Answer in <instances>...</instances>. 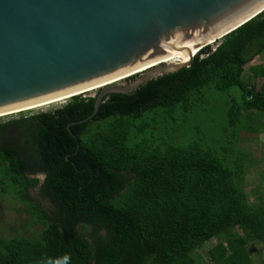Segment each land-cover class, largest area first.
<instances>
[{"label":"trees","instance_id":"obj_1","mask_svg":"<svg viewBox=\"0 0 264 264\" xmlns=\"http://www.w3.org/2000/svg\"><path fill=\"white\" fill-rule=\"evenodd\" d=\"M214 44L104 95L95 113L96 95L78 94L0 119V197L27 214L0 236V264H195L212 239L214 264L250 263L248 244L264 243V171L251 203L238 141L264 129V85L243 80L264 54V10Z\"/></svg>","mask_w":264,"mask_h":264},{"label":"water","instance_id":"obj_2","mask_svg":"<svg viewBox=\"0 0 264 264\" xmlns=\"http://www.w3.org/2000/svg\"><path fill=\"white\" fill-rule=\"evenodd\" d=\"M263 10L264 0H0V114L96 87L95 113L104 95L188 66ZM186 49L188 60L164 62Z\"/></svg>","mask_w":264,"mask_h":264},{"label":"rangeland","instance_id":"obj_3","mask_svg":"<svg viewBox=\"0 0 264 264\" xmlns=\"http://www.w3.org/2000/svg\"><path fill=\"white\" fill-rule=\"evenodd\" d=\"M215 42L209 44L214 47ZM264 69V54L262 56H255L251 61L244 65L243 80L255 84L257 87L264 85V77L261 75L260 69ZM133 76V75H131ZM118 80L115 84H126L133 79L130 77ZM99 88L82 93L83 96L96 95ZM237 90L232 89V93H236ZM213 96V97H211ZM68 98L56 101L50 104L42 106H34L27 108V110L16 111L14 113L5 114L0 116V119H6L8 116H14L19 112H36V111H48L63 105ZM206 107L213 109L215 104V95H209ZM255 114V111H252ZM260 120H263L259 117ZM239 152L247 154V170L245 177V191L247 193L248 201L254 202V195L256 190V184L260 181L261 172L264 171V129L255 132H241L238 141ZM264 189V181L262 183ZM32 197L37 198L36 192H32ZM23 206L11 199H5L0 197V236H10L14 232L10 231L9 227L14 226L16 230L21 231L23 223L27 219V214L22 210ZM34 226L28 229V232L32 231ZM216 243V239L205 242L201 247L193 251V255L196 259L195 264H214L209 256L208 249ZM247 249L250 252L251 261L249 264H264V243L263 242H251L248 244Z\"/></svg>","mask_w":264,"mask_h":264},{"label":"bare ground","instance_id":"obj_4","mask_svg":"<svg viewBox=\"0 0 264 264\" xmlns=\"http://www.w3.org/2000/svg\"><path fill=\"white\" fill-rule=\"evenodd\" d=\"M189 49V51L191 52V53H193V55L197 52V49H194V47H193V45L191 46V47H189L188 48ZM187 50V49H186ZM183 51L182 53H180L179 55H177V56H174V57H170V58H166V59H164V62H169V61H171V62H176V61H179V62H181V61H186V60H188V58H189V55H190V52L188 51ZM118 80H120L119 78L117 79V80H115V81H118ZM95 89H96V87H95ZM90 90H93V89H87V91H90ZM64 97H62V98H57V99H53V100H48V101H45V102H43V103H40V104H37V105H33V106H29V107H27V108H31V107H34V106H42V105H46V104H50V103H53V102H56V101H60V100H62ZM27 108H24V109H27ZM16 111H18V110H14V111H10V112H6V113H3V114H7V113H12V112H16ZM0 115H2V114H0Z\"/></svg>","mask_w":264,"mask_h":264},{"label":"clouds","instance_id":"obj_5","mask_svg":"<svg viewBox=\"0 0 264 264\" xmlns=\"http://www.w3.org/2000/svg\"><path fill=\"white\" fill-rule=\"evenodd\" d=\"M70 260V256L65 255L63 257V260L61 261V264H68V261Z\"/></svg>","mask_w":264,"mask_h":264}]
</instances>
